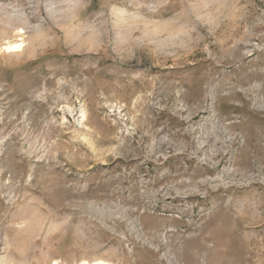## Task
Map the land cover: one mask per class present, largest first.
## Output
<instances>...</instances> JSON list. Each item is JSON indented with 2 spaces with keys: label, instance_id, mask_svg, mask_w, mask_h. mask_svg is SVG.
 I'll use <instances>...</instances> for the list:
<instances>
[{
  "label": "rangeland",
  "instance_id": "1",
  "mask_svg": "<svg viewBox=\"0 0 264 264\" xmlns=\"http://www.w3.org/2000/svg\"><path fill=\"white\" fill-rule=\"evenodd\" d=\"M83 261L264 264V0H0V264Z\"/></svg>",
  "mask_w": 264,
  "mask_h": 264
},
{
  "label": "bare ground",
  "instance_id": "2",
  "mask_svg": "<svg viewBox=\"0 0 264 264\" xmlns=\"http://www.w3.org/2000/svg\"><path fill=\"white\" fill-rule=\"evenodd\" d=\"M20 47H21L20 44H14V45L7 46L6 49L9 50V51H16V50L18 51L20 49ZM79 264H105V263L102 262V261H97L95 263H89L87 261H83V262H81Z\"/></svg>",
  "mask_w": 264,
  "mask_h": 264
}]
</instances>
